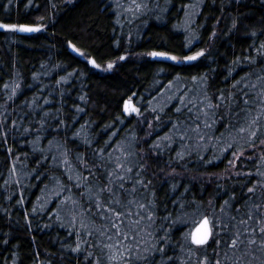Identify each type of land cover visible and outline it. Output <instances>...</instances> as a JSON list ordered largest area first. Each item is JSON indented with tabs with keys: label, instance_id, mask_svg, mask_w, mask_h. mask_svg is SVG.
Returning a JSON list of instances; mask_svg holds the SVG:
<instances>
[{
	"label": "trees",
	"instance_id": "trees-1",
	"mask_svg": "<svg viewBox=\"0 0 264 264\" xmlns=\"http://www.w3.org/2000/svg\"><path fill=\"white\" fill-rule=\"evenodd\" d=\"M161 2L165 10L150 16L140 39L136 40L133 32L127 41L128 30L119 28L109 0H0V23L40 28L30 35L0 29V264H91L101 256L100 249L90 245L103 238L98 234L88 237L79 227L83 222L92 230L99 228L100 222L92 225L85 217L83 221L76 219L73 228L72 218L64 212L68 204H61L70 193H56L62 185L72 187L68 176L75 181L77 170L88 175L78 155L91 165L97 161L95 152L106 142L113 148L125 138L137 142L131 163L143 164L145 183L151 181L148 190L141 192L146 200L155 201L154 229L160 227L168 233L167 243L157 245L165 248L164 260L173 258L167 264H205V257L207 264H215L217 259L221 264H264L259 238L256 245L245 240L231 249L227 245L233 229L224 231L221 225L214 230L219 233L214 239L197 246L185 236L190 223H172L185 219V213L229 223V215L246 218L244 214L253 203L262 204L264 211V186L260 183L264 177L257 174L264 173V144H260L264 118L254 138L256 147L249 146L247 134L232 131L222 140H211L206 151L196 150L192 139L176 140L179 136H174L173 128L175 124L185 129L193 122L197 109L188 111L192 107L189 99L205 100L206 104V97H212L216 103L221 90L227 98L236 91L232 85L249 72L252 75L247 83L264 84L256 79L264 75V58L257 51L264 43V0H199L193 24L198 38L191 46L177 29L191 0ZM70 43L84 55L74 51ZM152 51L168 52L178 60L152 59L147 55ZM198 51L204 55L197 60L182 59ZM121 56L125 59L120 60ZM246 57L256 59V63L249 65ZM93 59L99 68L88 62ZM109 63L113 68H107ZM175 79L182 84L179 97L187 107L178 97L154 116L151 100ZM129 98L142 104L144 121L126 116L124 104ZM226 104L218 110L214 128L208 130L217 137L227 133L229 119L236 127L244 122L243 113L235 118L225 116ZM241 107L234 106L233 112ZM177 108L182 111L177 112ZM151 122L160 130L153 137L146 131ZM166 136L171 140L164 139ZM230 143L233 147L224 151ZM156 144L160 147L153 150L151 146ZM140 146L145 154L142 159ZM177 153H183L184 158L179 159ZM65 159L68 165L62 162ZM247 173L251 175H244ZM253 185L256 191L249 193L247 189ZM46 189L54 193L49 205L43 197ZM80 191L72 188L76 197ZM225 201L231 208L226 206L222 212ZM169 214L171 220L162 219ZM240 229L243 231V226ZM78 243L81 250L73 251ZM89 251L94 256L86 261ZM161 259V254L155 253L156 264ZM101 264L106 261L101 259Z\"/></svg>",
	"mask_w": 264,
	"mask_h": 264
},
{
	"label": "snow or ice",
	"instance_id": "snow-or-ice-1",
	"mask_svg": "<svg viewBox=\"0 0 264 264\" xmlns=\"http://www.w3.org/2000/svg\"><path fill=\"white\" fill-rule=\"evenodd\" d=\"M11 2V0H9ZM139 10L142 5L137 4L136 0H131V5L128 7L127 11H133V7ZM0 29H7L11 31L20 32H37L40 28L31 27L25 24H15V23H0ZM253 36L256 35L255 32L252 33ZM74 51L80 52L75 45L69 44ZM264 43L260 45L258 49L259 55L264 58ZM80 55H84L80 52ZM150 57H161L165 59H170L177 61L178 57L170 55L168 52L164 51H152L147 53ZM203 51H198L193 55H186L182 59L184 61H195L199 57L203 56ZM120 60L125 59V57H119ZM245 60L249 65L255 64L256 59L246 57ZM94 67L99 68L100 65L93 60L88 61ZM236 63V62H234ZM108 69L113 68V64L109 63L107 65ZM252 75L251 72L246 73L244 77L237 80L235 84L232 85L235 92H230L229 96L226 98L224 96L223 90L216 97V103H212V97H206L205 100H199L194 102L191 99L188 100V104L192 107L188 108L189 112H192L193 108L197 111L194 113V120L191 124L186 126L184 132L179 136L180 140L191 139L188 133H194L198 141L207 144L209 141L216 139L222 140L223 137L228 134L230 135L232 131L240 136L247 134L249 137V146L256 147L254 138L257 137L258 132L261 128V120L264 118V84H249L247 83L248 77ZM194 81L196 77L192 78ZM257 81H264V75H257ZM57 83H60L58 81ZM7 88V85H5ZM15 94V90H13ZM238 94V96H237ZM183 107H187L183 97H179ZM226 104L225 116H232L233 118L240 116L243 113L241 120L244 122L240 124L239 127L233 125L232 120L227 121V133H220V136H215L214 132L210 133L208 130L213 129L214 125L217 123L216 116L218 110L222 105ZM197 104L200 107H197ZM243 107L240 108L239 112H233L234 106ZM182 111V108H177V112ZM125 113H137L139 114V109L131 104V98L124 104ZM255 113V114H253ZM203 117V119L201 118ZM225 117H221L224 119ZM173 128L179 131L178 125H173ZM27 131V129L25 130ZM6 136L7 134L4 133ZM78 135V134H77ZM166 140H171L170 137H165ZM85 143H89L85 140ZM260 144H264V139L260 140ZM159 145H152L153 150L159 149ZM233 144H229L228 148L224 149L227 151L232 148ZM112 148L109 142H106L105 147L97 150L95 155L97 161L89 165V163L82 158V156H77V160L80 161L82 168L88 171V175L84 176L83 171L77 170L78 175L73 181L71 175L68 176V180L72 182V187L67 185H62L61 192L56 193L60 196L62 192L67 191L70 193L61 200V204L71 203L72 207L70 210V215L73 220V228L76 227L75 221L77 216L87 217L88 221L95 225L97 220L100 222L99 228H94L89 230L87 224L81 222L79 227L84 230L85 235L88 237L98 234L99 237L103 239H98L95 244L90 245L92 248H99L101 256H97L92 259L91 264H101V259L106 261V264H156L155 253L161 254L160 264H167V260L173 259L168 257L167 260L163 259V254L165 252L164 247H158L157 245L163 240L165 243L168 241V233L166 232L164 236L158 237L155 231H152L153 225L156 223V204L154 199H145L141 189L145 191L148 190L151 181L145 180L142 176L144 171V165L138 163H129V157L134 155L130 151H126L123 148L117 146L112 148V151H107V149ZM207 147H205V151ZM11 153V149H9ZM113 153H120L121 155L113 156ZM233 157L239 159L236 152H233ZM64 155H67V150H65ZM243 155V152L240 153ZM123 156V159H121ZM179 159L184 158L183 153H177ZM46 159V158H45ZM53 160L56 156L52 157ZM203 159V157H200ZM264 159V156H262ZM65 165L69 164L67 159L62 161ZM234 163L233 161L229 162ZM13 170H15V165H13ZM97 173H100L99 175ZM241 173H237L240 175ZM258 175L264 177V173H257ZM244 175L250 176L251 173ZM103 180V182H101ZM84 181V183H81ZM95 181V183H93ZM261 186H264V182H260ZM72 188L80 191V196L76 197L75 193H72ZM249 193H255L256 186L247 189ZM151 195L154 197L155 192ZM244 204L248 205V200L244 201ZM231 208L230 202L225 201L224 205L221 206V211H225V207ZM181 208L185 205L181 203ZM262 204L253 203L248 211L244 214L246 218H239L237 215H229V223H224L219 220V218H210L208 215L201 214L196 216L195 214L187 219L178 218L173 220L172 223H184L191 224V228L188 233L185 234L186 238L191 239V243L204 246L208 243L210 238H215L219 233L214 231L222 225L224 231H228L229 227L233 229L231 233V243L227 246L231 249H236L238 245L244 244L245 240L248 245H256L257 238L260 240V247L264 248V211H261ZM235 212L240 213V209L236 208ZM227 214V213H226ZM187 216V214H184ZM163 220H171V214L162 218ZM252 222L250 225L249 222ZM240 226H243V231H241ZM143 233V235H142ZM79 235V233H77ZM258 234V236H257ZM145 236L150 239H145ZM244 236L245 239H241ZM88 243L87 240L84 241ZM219 245L220 241H216ZM80 245L77 244L73 251H80ZM94 253L89 251L85 256V260L88 261L89 258L93 257ZM226 258V257H225ZM208 258H204L205 264H207ZM215 264H221V260L217 259Z\"/></svg>",
	"mask_w": 264,
	"mask_h": 264
},
{
	"label": "rangeland",
	"instance_id": "rangeland-1",
	"mask_svg": "<svg viewBox=\"0 0 264 264\" xmlns=\"http://www.w3.org/2000/svg\"><path fill=\"white\" fill-rule=\"evenodd\" d=\"M161 1L162 0H136V3L142 5V7L139 10H136L135 7L132 6L133 11H127L128 7L131 5V0H109V2L113 6V10L115 11V13L117 15V21L119 23V28L125 27L124 29L128 30L127 34H126L127 41H129L133 38V32L136 33L134 38L136 40L140 39L141 34L143 32L141 29L143 28V26H145V24L148 21V19L150 18V16H152V18H153L154 17L153 15L156 14L157 12H159L160 9L162 8V7H160V5L162 4ZM153 2H154V4H153ZM198 4H199V0H191V3L188 6H186L187 12L185 14L183 21L177 25V29L185 35L186 39L190 43V46L193 45L196 42V39L198 38V36L194 34V28H193V24L195 21L194 18H195V14H196L195 12H197L199 10ZM165 8H166V6H165ZM162 9H161V11L165 10L164 8H162ZM156 20H159V19L156 18ZM196 87L199 88L198 85H196ZM181 93H182V84H180V81L177 79L170 82L166 88H161V90L158 92L157 96L151 100L150 108L152 109V111H154V112H152V114H154V116L157 114H161V112H163L166 107L172 105L177 100V98L179 97V95ZM134 107L139 109V114H137V113H130V114L126 113V116H128V117L135 116L139 120H142L143 118L146 117V115L144 113L142 114V104L141 103H138V104L134 103ZM147 109H148V107H147ZM142 121H144V120H142ZM155 124L156 123L151 122L148 126L149 128L146 130L147 134L151 135V137L155 136L156 133L160 132V130L158 131L157 128L152 126ZM183 132H184V129H179V131L175 130L174 136H180ZM188 135L190 137H192L191 139H192V142L194 143V146L192 148H194L196 150L207 147V145L210 142L209 141L207 144H205L203 142L198 141L196 138V135L194 133H191V132L188 133ZM176 140H180V139H176ZM136 143L137 142L135 141V139L126 140V138H125L124 140L116 142L115 145L113 146V148L119 146L126 151H130V152L134 153L133 149H134V144H136ZM140 149H141V151H139L140 152L139 155H140V158L142 159L144 151L142 150L141 146H140ZM116 155H121V154L120 153H113L114 157ZM144 156H145V154H144ZM132 157H134V155H131L129 157V163H131ZM121 159H123V156H121ZM132 163L135 164V162H132ZM43 197H47L48 201H46V202H47V205H49L53 201L54 193L52 192V190L46 189L44 194H43ZM71 207H72L71 203H68V205L64 206V212H66V215H68L69 218H72V216L70 215ZM194 214L195 213L188 214L185 219L193 216ZM77 219H80L81 221H83L85 219V217L77 216ZM151 230L155 231V233L158 237L164 236L166 233L165 230L161 229L160 227H157L156 229H154V226H153V228ZM186 231H187L186 233H188L189 229H187ZM145 239H150V238L145 236ZM183 254H185V253L183 252Z\"/></svg>",
	"mask_w": 264,
	"mask_h": 264
},
{
	"label": "water",
	"instance_id": "water-1",
	"mask_svg": "<svg viewBox=\"0 0 264 264\" xmlns=\"http://www.w3.org/2000/svg\"><path fill=\"white\" fill-rule=\"evenodd\" d=\"M29 26V25H28ZM31 27H37V26H31ZM4 30H7V29H4ZM16 33L18 34V35H30V34H34V33H36V32H31V33H27V32H20V31H16ZM152 59H156V60H159V59H164V60H168V59H165V58H161V57H152ZM186 62H191V61H186ZM91 66H93L92 64H90ZM131 104L134 106V102L133 101H131ZM211 239V238H210ZM210 239H209V241H210ZM208 241V242H209ZM195 245V244H194ZM198 246V245H197Z\"/></svg>",
	"mask_w": 264,
	"mask_h": 264
},
{
	"label": "flooded vegetation",
	"instance_id": "flooded-vegetation-1",
	"mask_svg": "<svg viewBox=\"0 0 264 264\" xmlns=\"http://www.w3.org/2000/svg\"><path fill=\"white\" fill-rule=\"evenodd\" d=\"M94 67V66H93ZM96 68V67H95Z\"/></svg>",
	"mask_w": 264,
	"mask_h": 264
}]
</instances>
